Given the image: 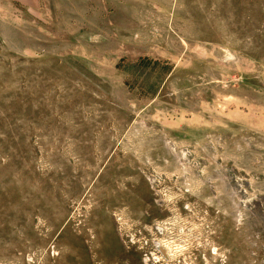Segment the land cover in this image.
Segmentation results:
<instances>
[{
    "label": "rangeland",
    "instance_id": "obj_1",
    "mask_svg": "<svg viewBox=\"0 0 264 264\" xmlns=\"http://www.w3.org/2000/svg\"><path fill=\"white\" fill-rule=\"evenodd\" d=\"M263 204L264 0H0V264H264Z\"/></svg>",
    "mask_w": 264,
    "mask_h": 264
},
{
    "label": "flooded vegetation",
    "instance_id": "obj_2",
    "mask_svg": "<svg viewBox=\"0 0 264 264\" xmlns=\"http://www.w3.org/2000/svg\"><path fill=\"white\" fill-rule=\"evenodd\" d=\"M234 170V168H230V169H227V172H232ZM235 174L233 173V175L231 176V178L229 177V175L227 174V176H228V178H229V181H230V183H227L228 185H230V186H227V187H229L233 192L235 191V192H238V189H240V188H244V186L245 187H250V183H249V181L248 180H244L242 183H240V180H239V177H238V175H235ZM179 201L181 202V204L183 203V208L186 210V211H189V212H191V209H187L188 207V205H190L189 203H190V201H191V196L190 195H185V198H183V197H181V198H179ZM189 203H188V202ZM217 208H218V206H217ZM202 209L200 208V211H201ZM216 211V210H215ZM261 212L264 214V204H263V209L261 210ZM213 213V212H212ZM261 217H262V222H263V224H264V215H262L261 214ZM215 226V225H214ZM227 230H228V228H227ZM208 231H210V232H212L213 230L211 229V230H208ZM231 231H234V228H233V224H232V228H231ZM224 232V231H223ZM222 232V233H223ZM163 233V232H162ZM209 236V235H208ZM213 240L215 239V238H213V237H211ZM233 238H234V236H232L231 235V243H230V247H232V250L234 249V242H232V240H233ZM216 240V239H215ZM217 241V240H216ZM222 242V244H221V246L223 247V244H226V245H228L229 246V244H228V242H223V241H221ZM155 249H157V251L159 252H157L158 254H160L161 255V257H162V259H166L167 260V262L168 263H170L171 262V259H170V257L168 256L169 255V252H168V250L167 249H165L164 248V244L162 243L161 244V242L159 243V242H155ZM164 249V250H162V248ZM215 248V246L213 247V249ZM218 248V247H217ZM219 251H220V249H219ZM217 252V251H216ZM216 252L214 253L215 255H218V254H216ZM221 253V252H220ZM159 260H161V259H159ZM159 260L158 261H156L157 263L159 262ZM148 260H146V262H147ZM153 262H155V260L153 259ZM93 264V263H92ZM145 264H147V263H145Z\"/></svg>",
    "mask_w": 264,
    "mask_h": 264
},
{
    "label": "water",
    "instance_id": "obj_3",
    "mask_svg": "<svg viewBox=\"0 0 264 264\" xmlns=\"http://www.w3.org/2000/svg\"><path fill=\"white\" fill-rule=\"evenodd\" d=\"M260 213H261L262 215H264L261 211H260Z\"/></svg>",
    "mask_w": 264,
    "mask_h": 264
}]
</instances>
